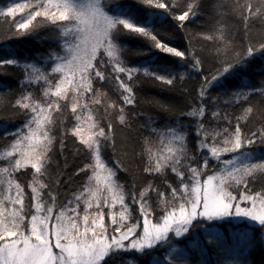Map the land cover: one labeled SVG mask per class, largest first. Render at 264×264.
I'll return each instance as SVG.
<instances>
[{"label":"snow or ice","instance_id":"snow-or-ice-1","mask_svg":"<svg viewBox=\"0 0 264 264\" xmlns=\"http://www.w3.org/2000/svg\"><path fill=\"white\" fill-rule=\"evenodd\" d=\"M5 27L0 70L22 78L0 85L21 121L0 122V264H248L264 247V0H3ZM141 77L189 97L162 128Z\"/></svg>","mask_w":264,"mask_h":264},{"label":"trees","instance_id":"trees-1","mask_svg":"<svg viewBox=\"0 0 264 264\" xmlns=\"http://www.w3.org/2000/svg\"><path fill=\"white\" fill-rule=\"evenodd\" d=\"M20 2H24V0H20ZM3 3V0H0V4ZM219 3V0H205V13L207 15H211L214 12L215 6ZM198 24H206L207 21L205 19H201L197 21ZM228 24L231 25L234 29V34L237 38L240 36L239 26L235 19H229ZM191 27V26H190ZM6 30L5 28H0V39H3V33ZM196 31H200V29H195ZM182 42L179 38H174L173 43ZM47 47V45H45ZM129 48L135 50V44H129ZM142 57L136 56L133 53L128 54V62L131 64L138 63ZM22 78L21 70L16 68H8L5 70H0V85H5L8 88L15 89L16 81ZM187 79V77H186ZM259 78H257L258 80ZM137 98H138V109L143 112V120H147L151 117L156 123L153 125L154 127L162 128L165 123L169 121L170 118H173L172 113H166L164 111L165 108H173L179 109L183 106V104L188 102L189 97L181 96L178 91H168L165 87L160 86L158 82H153L148 78L141 77L137 84ZM186 87H194V85H186ZM0 95H6L2 88H0ZM115 99V97H113ZM14 102V97L12 98ZM187 110V109H185ZM15 120L16 123L14 125H10V127L19 126L21 122L18 118L13 116V114L8 110V100L6 99L4 104H0V122H4L5 120ZM187 122V121H186ZM68 127H71V124H68ZM61 129H57L55 131V135L59 136ZM74 139V138H72ZM6 143L5 141L0 140V147ZM194 143V142H192ZM65 155L68 156L69 161L71 162L73 157L70 152H66ZM110 155V154H109ZM121 157L124 159L125 164L131 168L136 175H139V163L138 158L131 157L124 152H121ZM57 160L62 162L63 157L57 156ZM77 162H79L80 158H76ZM30 171V170H29ZM68 171H72V169H68ZM53 175H55V167H53ZM121 176V183H125V177L123 173H118ZM18 178L21 183L27 184L31 177L29 175H20L18 174ZM130 179V178H129ZM243 227V226H242ZM228 228L226 225H223L220 230L224 231ZM244 258L247 259L248 264H264V247H261L258 243L248 245L244 249L243 253Z\"/></svg>","mask_w":264,"mask_h":264},{"label":"rangeland","instance_id":"rangeland-1","mask_svg":"<svg viewBox=\"0 0 264 264\" xmlns=\"http://www.w3.org/2000/svg\"><path fill=\"white\" fill-rule=\"evenodd\" d=\"M227 226V225H226ZM228 227V226H227Z\"/></svg>","mask_w":264,"mask_h":264}]
</instances>
